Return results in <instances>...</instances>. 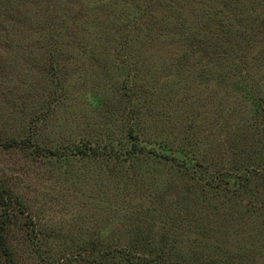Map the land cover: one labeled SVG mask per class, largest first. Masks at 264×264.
Listing matches in <instances>:
<instances>
[{"label": "rangeland", "instance_id": "obj_1", "mask_svg": "<svg viewBox=\"0 0 264 264\" xmlns=\"http://www.w3.org/2000/svg\"><path fill=\"white\" fill-rule=\"evenodd\" d=\"M126 1L0 0V179L33 211L9 225L18 263L264 264V0ZM137 101L168 158L57 153L130 150L117 110Z\"/></svg>", "mask_w": 264, "mask_h": 264}, {"label": "trees", "instance_id": "obj_2", "mask_svg": "<svg viewBox=\"0 0 264 264\" xmlns=\"http://www.w3.org/2000/svg\"><path fill=\"white\" fill-rule=\"evenodd\" d=\"M142 1L147 0H127V5L132 4V7H135L137 11H141ZM144 9L149 11V2L145 3ZM135 5V6H134ZM149 5V6H148ZM245 12V10H244ZM150 14L145 15V18H148ZM144 18V19H145ZM262 28V26H260ZM260 33H263L261 31ZM131 38V34L127 33L125 37V41H128ZM126 55V53H125ZM128 55V54H127ZM204 57V55H203ZM132 87V86H129ZM125 88V87H124ZM128 88V86H127ZM136 93V92H135ZM99 106H102V103L99 100L95 101ZM263 104L262 101H259V104ZM129 104V103H128ZM138 104V105H136ZM260 104V105H261ZM139 102H133L130 106H124L117 111L120 113V116L123 117L124 120H128L130 123V131L128 134L129 141L132 143V148L125 149L121 152H115L114 147L107 144H101L98 140L93 142H84L86 144H82L81 146L74 145L71 148H58L57 153L65 152L67 156L72 154L73 156L80 157V158H97L99 156H104L106 158H113L117 161H125L130 162L135 155L141 153H147L152 156H165L168 158L169 156L166 154H162L163 148L159 146V148H148L145 143L141 140V131L136 129L138 125V121L142 119V110ZM4 147L11 148L14 146H18L16 140H8L5 139L3 144ZM30 139L23 141V147L29 148L33 146ZM80 145V144H79ZM77 147V149H76ZM107 149V150H106ZM39 155V154H37ZM171 161H173L179 168H186L187 165L192 162L191 161H181L176 156H171ZM194 161V160H193ZM0 206L3 209V216L0 219V264H19L18 260L16 259L15 253L10 247L9 240H8V230L9 225L12 222L13 217L17 215V213L21 214H28L30 215L31 211L30 207L25 202L24 198L16 192L15 187L10 183L6 182L5 179H0ZM32 218H30V223H32Z\"/></svg>", "mask_w": 264, "mask_h": 264}]
</instances>
